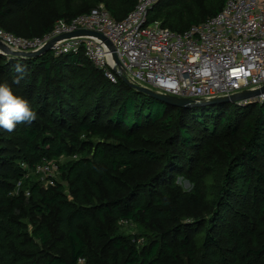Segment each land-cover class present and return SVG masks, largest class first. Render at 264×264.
I'll return each instance as SVG.
<instances>
[{
	"label": "trees",
	"instance_id": "1",
	"mask_svg": "<svg viewBox=\"0 0 264 264\" xmlns=\"http://www.w3.org/2000/svg\"><path fill=\"white\" fill-rule=\"evenodd\" d=\"M226 1L160 0L150 20L183 32ZM137 2L0 0V27L43 37L101 3L123 20ZM5 82L37 116L0 129V264H264V103L171 106L84 52L0 53ZM45 159L54 186L35 173Z\"/></svg>",
	"mask_w": 264,
	"mask_h": 264
},
{
	"label": "built area",
	"instance_id": "2",
	"mask_svg": "<svg viewBox=\"0 0 264 264\" xmlns=\"http://www.w3.org/2000/svg\"><path fill=\"white\" fill-rule=\"evenodd\" d=\"M159 1L138 0L123 20L113 19L100 4L70 21L58 20L43 37L19 36L0 27V41L14 51L35 52L63 34L92 30L111 46L93 35H75L57 39L51 52H84L112 82L122 72L131 83L178 97L211 99L264 86V0H227L218 14L183 32L150 20ZM254 102L264 103V92L239 104ZM34 170L46 187L54 186L56 160L45 159Z\"/></svg>",
	"mask_w": 264,
	"mask_h": 264
},
{
	"label": "water",
	"instance_id": "3",
	"mask_svg": "<svg viewBox=\"0 0 264 264\" xmlns=\"http://www.w3.org/2000/svg\"><path fill=\"white\" fill-rule=\"evenodd\" d=\"M75 35H93V36L101 38L107 44H109L111 46L110 40L107 39L103 34H100L96 31H92V30L82 29V30H77V31H74L71 33H66V34H63L59 37H56L55 39H52L50 42H48L40 50L35 51V52L14 51V50H11L5 44H3L1 41H0V50L5 52L6 54L12 55V56H18V57H24V58H37V57H40L41 55H43L47 52H50L53 43L57 39L71 37V36H75ZM117 62H119V61L117 60ZM118 74H119V77L123 80V82L126 83L131 88H134L140 92L146 93L149 96H151V97H153V98H155V99H157V100H159L165 104L175 106V107L200 108V107L212 106V105H217V104H222V103H230V102L239 103V102L248 100L250 98H253L257 95H260L261 93L264 92V86H263L260 89H256V90H247L244 92H239V93L233 94L231 96H219V97H214L211 99H196V98H189V97H178V96L169 95V94H162V93L156 92L152 89H149L147 87L136 85L134 83H131L122 72H119Z\"/></svg>",
	"mask_w": 264,
	"mask_h": 264
},
{
	"label": "clouds",
	"instance_id": "4",
	"mask_svg": "<svg viewBox=\"0 0 264 264\" xmlns=\"http://www.w3.org/2000/svg\"><path fill=\"white\" fill-rule=\"evenodd\" d=\"M15 72L18 74L13 83H19L26 72L25 66L16 64ZM36 112L29 102L22 96L14 93L8 83H0V129L11 133L21 123H31L36 119Z\"/></svg>",
	"mask_w": 264,
	"mask_h": 264
},
{
	"label": "rangeland",
	"instance_id": "5",
	"mask_svg": "<svg viewBox=\"0 0 264 264\" xmlns=\"http://www.w3.org/2000/svg\"><path fill=\"white\" fill-rule=\"evenodd\" d=\"M103 4V3H101ZM100 5V4H99ZM104 5V4H103ZM64 157L61 158V162L63 163L65 161V158L63 159ZM60 175V174H59ZM59 175L57 176V180L59 179ZM60 180V179H59ZM179 181L180 183H182V185L185 187V188H190V184L187 180H182V178H179ZM137 231H136V228L133 224L131 223H124L122 225V233L125 234V235H133L135 234Z\"/></svg>",
	"mask_w": 264,
	"mask_h": 264
}]
</instances>
